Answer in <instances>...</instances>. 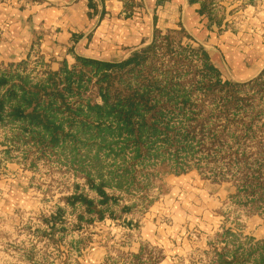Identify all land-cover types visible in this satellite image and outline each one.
I'll return each instance as SVG.
<instances>
[{"label": "trees", "instance_id": "trees-1", "mask_svg": "<svg viewBox=\"0 0 264 264\" xmlns=\"http://www.w3.org/2000/svg\"><path fill=\"white\" fill-rule=\"evenodd\" d=\"M188 1L212 18L206 0ZM171 31L156 29L151 44L121 61L77 56L53 70L41 56L31 68L29 59L0 67V128L10 131V147L26 157L64 154L84 180L67 197L90 215L82 219L115 217L117 193L147 180L155 172L148 164L177 174L209 167L217 180L236 168L238 192L263 199L264 145L253 152L246 140L260 111L249 88L264 89V72L243 83L224 79L203 45L176 42ZM216 255L222 264H264V239Z\"/></svg>", "mask_w": 264, "mask_h": 264}, {"label": "rangeland", "instance_id": "rangeland-1", "mask_svg": "<svg viewBox=\"0 0 264 264\" xmlns=\"http://www.w3.org/2000/svg\"><path fill=\"white\" fill-rule=\"evenodd\" d=\"M25 1L54 3V0H23L22 4ZM120 1L125 5L126 15L134 13L140 6L139 0ZM206 2L213 10L211 24L218 28L225 23V29L231 27L232 30L236 20L244 21L255 8L264 5V0ZM205 18L210 22L207 15ZM156 29L160 28H155L153 33ZM160 30L163 33L172 30V37L183 45H203L184 27ZM153 39L154 34L149 42L136 50L144 49ZM33 50L26 58L30 60V68L42 56L37 49ZM156 58L158 62V55ZM43 60L47 62L44 57ZM9 63H0V67ZM249 90L250 100L255 98L254 103L260 109L253 118L254 138L246 140L254 152L264 145V89L255 86ZM9 135V130L0 128V264H162L165 250L158 243L143 240L137 252L127 250L136 240L133 232L127 230L131 228V222L138 223L147 218L156 207L160 223H218L205 233L199 225L189 232L187 238L196 246L190 264H222L216 262V253L223 247L233 248L239 241L264 239V195L262 200H254L256 194L246 196L243 190L238 192L236 183L240 172H236V168L231 171L223 168L226 178L217 180L209 176L213 173L209 167L194 166L177 174L164 173L169 169L167 166L148 164L144 169L155 172L147 180L142 178L140 184L128 185L125 191L117 193L120 203L114 206L115 217L87 221L79 217L90 216L85 208L67 201V197L76 191L75 184L83 186L84 180L67 166L65 155L56 153L39 157L30 149L26 157L22 149L10 147ZM197 160L191 158L189 161ZM11 190L17 200L13 204L7 200ZM84 191L91 197L96 196L87 186ZM124 205H131L132 209L123 212ZM228 230L231 235L224 234ZM98 247L103 248V256L97 252Z\"/></svg>", "mask_w": 264, "mask_h": 264}, {"label": "crops", "instance_id": "crops-1", "mask_svg": "<svg viewBox=\"0 0 264 264\" xmlns=\"http://www.w3.org/2000/svg\"><path fill=\"white\" fill-rule=\"evenodd\" d=\"M53 2L0 0V63L24 60L33 49L53 70L64 60L73 64L77 56L120 61L149 42L155 28L184 27L208 49L224 79L244 82L264 72V5L244 21L236 20L232 30L225 29V23L216 28L199 12V5L188 0H139L140 6L130 15L120 0ZM13 190L7 196L10 204L17 202ZM147 216L131 222L127 230L136 240L127 250L137 252L143 240L158 243L165 250L162 264H190L196 246L187 238L189 232L196 225L202 233L218 225L160 223L157 207ZM97 252L104 255L103 248Z\"/></svg>", "mask_w": 264, "mask_h": 264}]
</instances>
